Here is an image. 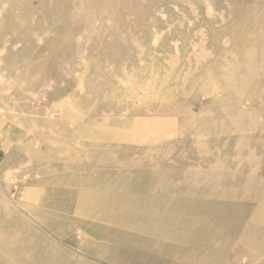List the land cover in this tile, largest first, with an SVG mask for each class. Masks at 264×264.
I'll return each mask as SVG.
<instances>
[{
  "label": "rangeland",
  "instance_id": "1",
  "mask_svg": "<svg viewBox=\"0 0 264 264\" xmlns=\"http://www.w3.org/2000/svg\"><path fill=\"white\" fill-rule=\"evenodd\" d=\"M53 254L264 264V0H0V264Z\"/></svg>",
  "mask_w": 264,
  "mask_h": 264
},
{
  "label": "bare ground",
  "instance_id": "2",
  "mask_svg": "<svg viewBox=\"0 0 264 264\" xmlns=\"http://www.w3.org/2000/svg\"><path fill=\"white\" fill-rule=\"evenodd\" d=\"M118 87V86H117ZM111 120V119H110ZM99 132L101 133V134H105V132H102L101 131V129L99 130ZM106 133H108V132H106ZM109 134V133H108ZM111 134H113L112 132H110V134H109V136H111ZM112 137V136H111ZM114 138V137H113ZM104 157V156H103ZM163 223L164 225L166 224L167 225V223H166V221L164 222L163 220H155V225H157L158 223ZM165 225V226H166ZM9 234V233H8ZM14 234H9V236H10V238L12 237V239L13 238H16V236L14 235ZM18 237V236H17ZM57 256V255H56ZM56 256H54V254L52 255V256H50V258H49V261L51 260V262L52 263H48V260L46 261V263L45 264H68V263H66V261H65V259L63 260V259H55V257ZM59 256H61L60 254H59ZM28 258H30V257H28ZM68 262L69 263H71L72 262V260H68ZM32 262L30 261L28 264H31ZM71 264H80V261H74V262H72Z\"/></svg>",
  "mask_w": 264,
  "mask_h": 264
}]
</instances>
